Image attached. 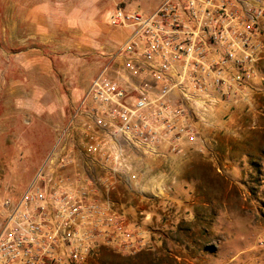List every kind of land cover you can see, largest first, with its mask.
Instances as JSON below:
<instances>
[{
  "label": "built area",
  "instance_id": "built-area-1",
  "mask_svg": "<svg viewBox=\"0 0 264 264\" xmlns=\"http://www.w3.org/2000/svg\"><path fill=\"white\" fill-rule=\"evenodd\" d=\"M105 18L131 35L92 79L73 126L25 191L2 204L0 264H86L99 243L139 245L100 187H130L143 149L166 147L177 157L186 143L204 153L207 140L191 121L213 127L219 105L252 81L262 59L264 0H159L152 12L117 7ZM73 130L79 148L68 141ZM79 153L105 176L64 174ZM257 243L264 249V233Z\"/></svg>",
  "mask_w": 264,
  "mask_h": 264
},
{
  "label": "rangeland",
  "instance_id": "rangeland-1",
  "mask_svg": "<svg viewBox=\"0 0 264 264\" xmlns=\"http://www.w3.org/2000/svg\"><path fill=\"white\" fill-rule=\"evenodd\" d=\"M158 3L0 0V213L5 200H18L63 130L73 126L71 113L115 55L116 44L105 53L106 13L117 7L149 13ZM34 16L49 26L41 37L34 34ZM77 17L80 36L67 30L73 22L66 20ZM255 74L251 90L262 91L255 93L260 106L243 128L222 139L223 150L195 168L193 182L177 187L186 197L155 207L153 233L127 229L139 245L128 240L132 247L125 250L116 243L121 238L99 243L86 264H264L257 243L264 233V58Z\"/></svg>",
  "mask_w": 264,
  "mask_h": 264
},
{
  "label": "crops",
  "instance_id": "crops-1",
  "mask_svg": "<svg viewBox=\"0 0 264 264\" xmlns=\"http://www.w3.org/2000/svg\"><path fill=\"white\" fill-rule=\"evenodd\" d=\"M30 18L28 17L27 20L30 21ZM104 19L107 24L105 16ZM45 20V17H33L35 24L34 34L37 37L43 36L44 34L41 31L49 27L48 25H43ZM66 21L73 22L70 25L68 23L69 27L67 30L80 36V26L75 24V22H80L79 18H72ZM52 27L54 28L55 26ZM104 27L102 32L106 34L105 37L107 38L104 46L106 54L113 51L115 44L122 45L131 35V29L129 28ZM259 40L263 44L262 58H264V34L259 36ZM254 80L253 78L241 90H237V94L232 96L230 100L223 101L219 105L215 113V125L213 127L202 129L197 121H191L192 126L207 140L204 153H198L195 148L186 143L181 145L182 156L177 157L170 154L166 147H160L158 154L143 149L140 152L146 153L142 155L138 152L134 157L136 179L130 182V187L122 181H113V190L108 194H105L104 189L100 187L104 198L115 205L127 229L137 227L146 233L148 231L153 233V230H156L154 226L158 222L157 209L155 207L170 199L180 203L186 197L184 191H178L177 187L184 183L193 182L195 180V168L198 165L209 162V158L215 149L223 150L222 139L233 133L236 128H243L244 119L249 114L254 113L255 109L260 106V103L255 98V93H262V91L251 90ZM68 141L79 148L78 136L74 135ZM139 148L142 147L139 146ZM76 155L77 168L76 166L68 167L63 171L64 174L71 175L76 169H84L93 180H98L105 176L97 167L88 166L80 153ZM185 193L187 194L188 192L185 191ZM202 205L206 204L203 202Z\"/></svg>",
  "mask_w": 264,
  "mask_h": 264
}]
</instances>
